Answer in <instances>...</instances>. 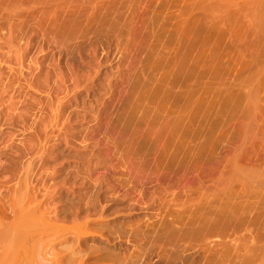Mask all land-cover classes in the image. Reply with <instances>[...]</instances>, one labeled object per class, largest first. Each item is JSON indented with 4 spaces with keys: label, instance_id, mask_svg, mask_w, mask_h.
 <instances>
[{
    "label": "bare ground",
    "instance_id": "6f19581e",
    "mask_svg": "<svg viewBox=\"0 0 264 264\" xmlns=\"http://www.w3.org/2000/svg\"><path fill=\"white\" fill-rule=\"evenodd\" d=\"M9 1L10 0H0V42L8 44L5 47L3 46L4 44H1L2 46L0 45V84L3 85L0 88V124L3 123V126L17 122V124L22 125V128L24 125L25 130H30V132L32 131L35 136L32 135L29 138L33 141H30L31 143L25 145L24 143H22V145L24 146L23 150L27 155L32 154L31 156H39L36 159L41 158V161L46 156H52V159L56 160L59 159L60 156H64L68 152L70 153V148H72L71 146L75 142L73 140L74 136L70 130H72L74 127L80 128V131L78 132L83 133L79 143L80 145L78 146L81 149V152H83L82 150L91 151V157L88 158L91 160H89L90 162H87L86 160V162L89 164L86 165L88 167H86V170L84 172L82 171L81 173L79 172L78 168L76 169L74 167L76 170L72 168L71 169L75 171L69 170L67 168L68 171L64 173L66 180L73 179L74 185L79 181V184L81 183L80 187L84 185L85 189H88L90 186H92V189L90 187L88 195H84L85 198H83V202L75 204L74 207L70 208L71 210L69 209V212L67 211L68 209L63 212L57 206L53 208V210L50 208L52 202L57 200V198L63 197V190L55 191L57 189L59 190V188H56L57 186L52 187L47 183V180H45L46 182L43 180L44 183L41 186L39 185V188L30 186L31 179L35 175V169H37L35 166V169L33 168V161L35 159L34 156L32 157L33 159L31 158L33 164L29 162L30 164L27 165V169H25L23 175L21 176L25 179L26 183L23 194H21L17 199L15 198L13 200V204L10 205L9 208H6L5 206L1 207L0 223H6L10 219H14L16 221L18 220V223H21L22 220V223H28L30 221H36V218L40 217L38 220L39 223L45 222L46 225L44 227L46 228V230L42 229L43 231H47V227L49 228L51 227V225L53 226L54 221H58L59 218L63 215L66 218L84 217L82 224H80L79 226V231L72 239V241H70L69 239H65L60 243L61 247L64 244L70 245L69 252L67 254L59 256L60 253L58 247L51 246L45 251L43 250V252L41 250L39 251V253H31L32 256L29 255L30 257H28L26 254V264H90L91 260L93 259H95V261H97L98 263L100 262V264L101 262L104 264H264V215H260V212L263 213L264 211L263 209L261 211V206L262 208L264 206V192H262L264 191V182L260 181L259 185L252 188L251 186L253 184L250 186V183H258L256 182L259 181L258 179L251 180L249 182V176L245 178L241 177L244 179L248 178L246 180L238 178V180H241V183H239L240 181L238 183L243 186V188L240 189L241 192L244 187L245 189L252 188L254 190L256 189V191L260 190L259 192L257 191L258 196L254 198L255 196L252 194H255L256 191L254 193H250V195L252 196L249 195L248 197V192L251 189H249V191L246 193L244 189V195L247 194V198L246 196H243V192L241 193L240 190H238V192L241 193L242 196L241 194L239 195V193H235L236 191H234V180L230 177H226L223 180L219 179V177L216 180V178L214 177V179H211L210 181H208V179L206 181V177L204 179L203 176H200L202 172L200 171V175L198 173V166H200V161L198 160L200 159V156L198 152H196L195 155L198 157V159L197 157H195L196 160L193 159L194 154L192 155V159L195 162H192L191 159V165H198L196 167L198 168V171L196 170V168H194L195 171L193 172L194 174H196L192 175V177L190 176L191 174H189L190 177L187 176L188 169L190 168H186L188 167L186 159L187 155L183 147V139L185 138L186 131L184 123L185 118L183 117L184 109L182 108L183 106L180 105L182 103L181 99L182 97H184L182 91L180 92L178 90L181 94L176 96L174 100L175 105L173 104V107H169V104H167L168 100L167 98H165L163 103L158 104V109L154 112V108L150 107L149 105L148 107L147 104L145 105L143 96L139 95V98L133 103V108L129 115H119L117 118H115L113 115H111V113L108 114V111L107 113H105L104 110H106V105L111 104V102H108L110 101L109 97H113L114 93L117 90L119 91L117 94L120 97V102H122L123 100H126L128 102L129 90L132 91L134 89L135 91L138 88L145 89L148 86H154L153 93H160L162 91H167V82H169L170 80L168 79L167 81L164 75V77L160 76L162 77L160 79L153 80V78H151L154 76L156 77L155 71L160 70L155 69L158 68L159 64H161L156 59L158 62L153 61L154 69L151 67L152 70H155L151 73L152 75L154 74V76L148 75V80H144L143 84L135 83L134 85H130L131 79L140 69V61L138 62V59L136 57V59L134 58L135 61L133 60V62L136 63L137 60V62L139 63V65H137L138 71L137 66H131L129 67L130 69L128 68V83H126L125 81L128 79L122 77L125 74H120L124 70V68L121 69V67H125L123 66V63L122 65L119 63L120 66H118V68L116 69L118 73L122 75L121 79H125L124 83H126L127 85L122 84L123 82L121 83V81H119L120 78L117 80L116 78H113L114 75L112 73L110 76L108 75V73L111 71L110 68H112L110 66L113 64L116 58L115 53L113 54L112 52V44L114 43V41L115 43L117 41L116 45H118V43L121 41H119V37L122 35L124 36L123 33L125 32L124 30H122L124 31L123 33L119 32L123 27L121 22L124 19L122 14V10L124 7H122V4L118 0H115L114 2H110L107 5L101 3L102 5L100 4V6H98L95 2L94 4L99 7L97 9L93 4L95 0H75L73 2L76 4H73L75 7H70L69 9H73L67 10L69 11L70 16L73 17V15H77L75 16V19L78 20H69L70 23H67V20L70 17L69 16L67 18L69 14L65 15V13L61 12L66 17L64 16V18H61L62 14L58 16L56 15V23L58 24V22L61 21V24L59 23L60 25H52L54 31L57 32L51 33L47 30L46 27L44 28L42 26L43 29L41 30L43 33L40 32L42 36H38L40 37L41 41L39 39L40 42H35V37L30 34L28 35V33L26 32L27 20L32 21L30 20V18L33 20L37 19V22L39 21L40 23L45 24L47 16L45 7L59 6H57L55 3L54 5L53 2H50L47 5L45 4L44 8H41V11L43 9V13H40L39 10V12H29L27 16H25L26 14L24 13V15L22 11H13L12 7H10L9 5ZM18 1L16 0L14 2ZM79 1H81L82 3L88 2V4L92 2V5L95 6H91V10L93 11H91L92 15H89L88 12L86 15L82 14L88 9V6H86L88 4H85L87 8L86 9L80 5L81 3H79ZM98 2L101 1L97 0V3ZM82 5H84V3ZM80 20H85L86 22H80ZM141 20L142 18L137 21L140 22ZM78 22H80L79 24H82L83 22L87 24H84L85 26L82 24L83 27H80L78 25ZM136 22L134 23V21H132L130 24L133 25L134 23L136 25ZM142 22H140L139 24H141ZM124 23L127 22L124 21ZM28 25H30V23ZM105 25L108 26L109 29L113 28V30H115L114 28L116 27V30L118 31L111 33L112 35L114 33H121L122 35L119 36L117 34L118 37H109L108 35L104 36L105 40H107V44H105L106 42L103 44L104 41L101 42L99 38L93 39V37L96 38L98 35H101V32H103L102 28ZM124 26L127 32H125V35H127L126 37L128 38L131 31H133L128 27L132 28L133 26ZM76 27L79 28V30L76 29ZM29 28L28 31L31 30V28L30 30ZM80 29L82 30L80 31ZM33 33H35V31ZM183 34L184 32L182 33V35ZM78 37L80 41L76 43V39ZM138 38L140 39V37ZM143 38L141 37V39ZM180 38H182V36ZM46 42L49 45L48 50L51 48L53 49L54 46L52 45L58 46V48L54 47L56 51L54 53H51L52 56L50 57L45 50V44H47ZM141 44L143 45L142 42ZM117 48H119V50L121 49V47H116V50ZM119 52L117 50V53ZM183 60L181 63L178 62V72L177 70L175 71L176 76L174 75L175 78L173 77L174 82L176 81V78L178 80V77L182 76V71L184 70L182 69V66L184 67ZM133 62H131V65L133 64ZM154 62L156 64L159 63L158 66H156ZM197 62L198 61H196V63ZM81 65H87L90 67L92 66V68L85 69L84 67H81ZM107 67H110L109 71H106ZM6 68H8L11 73H13L11 75H13L12 79L15 78L14 80L11 79L12 76L9 74L8 75L10 77H4V73L2 72V70H6ZM165 70L167 69L165 68ZM142 72L143 74H146L144 69H142ZM162 72L166 73L164 72V70ZM12 81H16L19 86L24 84L31 91L33 90L36 93L45 95V99L43 98L40 104L39 101L36 103L38 105H41V107L38 108L39 113L37 115L30 116V125L26 123L29 126H26L25 124V121H27L29 117L26 116L27 113H25L26 117H24L21 114L19 115V113L13 108L15 97H17L16 94L19 91L17 89H14V91H12L14 93L11 95L8 88L9 84H11ZM184 81L183 83L185 84ZM18 85L15 84V86L19 89L20 87ZM124 85L126 87H124ZM121 87L123 88L121 89ZM101 90H103L105 93L103 94L101 92V94ZM18 94L20 95L21 93L19 92ZM25 101L30 100L25 99ZM95 104H99V106L101 104V107L97 109L95 108ZM114 108H116V106ZM169 109L172 111H170ZM173 109H175V111ZM102 110L104 113L102 112ZM16 112L18 113L16 114L17 116L15 115ZM14 115L18 118H15ZM111 116H113L114 118H112ZM102 122V129H104V132L102 130L100 131H102L104 135L108 136L105 139L106 143H108L107 140L109 138L111 139V136L113 137L112 140L118 138L119 140H123L126 137L123 143L129 140L130 145V140H133V137L129 136L130 138H128L127 135H129L130 132H134V136L138 137V135L141 134V137L139 138H143L147 142L149 141V146L150 143L152 145V150L150 149V147H146L147 150H150L147 152V154H141V151L145 150L143 149V147L145 148L146 146H142V143L141 151L140 148H138L139 151H137V148H131L133 144L130 146L128 145L129 149H124L125 147L122 149V146L124 145L123 143L122 146L119 145L121 144V142L118 143V147L116 148L117 150L120 148L122 149V151L124 150V154L123 157L121 156V159L123 160L124 158L127 167L129 184H131L132 187L135 188V192H137V196L132 197L133 194H131L129 190H126V192L123 191V193L125 194H122V197L125 196L126 198H129L130 201H127V208H121L123 206V201L113 200L120 199L118 197L120 195L117 196V192L115 193V190L114 195H116L117 197L111 198L107 195V189L110 190L115 187V185L113 186L109 176L113 171V166V169H115L116 165L112 164V167H109L106 165L107 163L103 164L101 163V161L106 160L107 162L108 158L111 157V162L115 163V160H113L112 157H114V159L116 158L112 155L113 152L108 151L109 153H106L105 155L96 152V149H99L100 146L104 147L108 144L111 145V143L103 145V138L105 137H101L102 139H100L96 136V134H103L100 131V133H96V131L99 130L98 128H100ZM139 124H145V130H143L144 127L142 128ZM27 127L28 129H26ZM139 127H141L142 130H140L141 128ZM134 128H136L137 131L140 130L141 133L139 134L137 131H134ZM136 133L138 134L136 135ZM194 135L195 138L193 140L199 139L198 132L197 134H193V137ZM32 137L35 139H32ZM137 139L136 137H134L135 142L139 141ZM262 139H264V137ZM172 141H176L177 143H175L177 145L175 144V151L169 157V143L174 144ZM7 142L9 143L10 140ZM135 142L132 141V143ZM5 145L6 146L3 147L2 150H0V157H2L1 155H3L4 153L7 154V151L10 149L9 144ZM63 145L65 147H63ZM75 146L76 144L74 143V147ZM115 146L116 142L113 148H115ZM197 149L198 145H196L195 147L196 151ZM257 152L256 154H254L255 152L252 154L256 155V159L259 158L258 160H263V155L261 158V155L257 154ZM61 158L64 159L66 158V156L64 158ZM68 158L71 157L68 156ZM78 158L79 156H77V159ZM253 158L255 157L251 158V162L254 161L252 160ZM197 160L199 161V163ZM111 162L109 160L108 163L111 164ZM10 168L11 164L7 166V164L5 165V163H0V175ZM242 182L245 184V186L244 184H242ZM66 184L67 181H64L61 185H63L62 187H66ZM86 184H89L90 186L87 187ZM149 185L153 186L149 188ZM50 190L53 191L52 193L55 192L53 196L49 197L47 194H45L44 198H38L39 193ZM146 193H151V195L149 196V194ZM145 194L146 196H148L147 199L145 197ZM196 195H199V197L196 198ZM249 198L251 200L257 199V201L260 202H254V200L252 201V204L249 202L250 204L247 203L246 205V200ZM5 199L6 195L4 194V192H0V203ZM240 199L246 200H243V202L241 201L242 203H239ZM250 199L248 201H250ZM236 200L238 201V203ZM254 209L258 210L257 212H259V215H257L258 213L254 215V213L256 212H254ZM9 210L11 211L10 214L12 216H9L11 218L8 217ZM156 210L160 211H157L160 214H154V211ZM108 212H110V214H114L112 220L111 217H108L107 219L105 218L106 216L104 217V215ZM126 212L128 213V215L126 214ZM139 212L143 214L145 218L148 217L150 220L152 218H156V220L158 221L153 224L151 223V225L147 224L148 226L146 225L145 228H141L140 225L137 226L135 224L128 226L119 225V222L122 218L133 219L136 216L140 215ZM163 213H166V216H163ZM17 218H19L20 220ZM109 218L110 220H108ZM41 219L43 221H40ZM9 222L11 225V221ZM7 223L5 225L3 224L5 228ZM90 225H94L96 227L99 226V231L95 233L86 231V227H89ZM1 230L4 231V228ZM5 232L6 231H4V233ZM1 233L3 232L1 231ZM33 233V236H31V234L28 235L24 233L25 236L24 234L21 235L20 240H22V236H24L23 238H25L26 235H28L29 238L27 237L25 239H30L32 237V239L39 238V233ZM6 234L5 236L1 235V238L3 240L8 239L6 238ZM40 234L42 235V233ZM35 235L38 236L36 237ZM96 237H100V244L116 247L114 248L115 251L118 248L123 249L122 251L120 250V252H117L118 254H115V251L110 252V250L106 249L105 246L101 247V245H97L99 242H97ZM2 239H0L1 242Z\"/></svg>",
    "mask_w": 264,
    "mask_h": 264
},
{
    "label": "rangeland",
    "instance_id": "374dc122",
    "mask_svg": "<svg viewBox=\"0 0 264 264\" xmlns=\"http://www.w3.org/2000/svg\"><path fill=\"white\" fill-rule=\"evenodd\" d=\"M14 1H11V0L9 1L10 3L9 5L10 7H12V10L15 12L22 11L23 14L24 13L26 14V15L24 14L25 16H27L29 12H39V10H40V13L41 12L43 13V9L41 11V8H44L45 4L47 5L50 2H53V4L55 3L57 6H59V7H45L47 11L46 13L47 16L45 15L46 21H48L46 22L44 18L45 24L40 23L39 21L38 23L37 19L33 20L30 18V20L32 21L27 20V31L26 32L28 33V35L30 34L35 37V42L39 41L40 37L38 36L40 35L42 36L41 33L43 32L41 29H43V27L44 28L46 27L47 30L51 33H56L57 31H54V28H52V25L57 24L56 15L58 16L62 13H65V15L69 14L67 16L68 18L70 16V13L68 10H72L75 7L73 5L75 4L73 3L75 0H35V1L34 0L33 1L32 0H28V1L27 0L26 1L17 0L18 2H14ZM100 1L101 2H98L99 3L98 4L97 0H95L93 4L96 2L98 6H100L101 3L107 5L108 3L114 2L115 0H100ZM118 1L122 4V7H124L122 10L124 19L121 22L124 29L122 27L121 31L119 32L121 33H123L124 31L126 32L124 25L126 26L130 25L131 27L133 26L132 28L128 27L129 29H132L133 31H131L130 33L131 37L129 36L128 38L126 37L127 35H125V32L123 33L124 36L121 33L120 34L117 33L119 36L122 35L120 36L121 38L119 37V41L121 40L120 41L121 43L119 42L120 45L118 43L119 46L116 45L117 41L116 43L114 41V43L112 44L113 45L112 52L113 54L115 53L116 58L113 64L110 66L112 68L109 67L111 71L109 73L107 72L108 75L110 76L112 73L114 75L113 78H116V80L119 78L121 79L122 77L125 79L126 78L128 79L127 72L130 69L129 67L139 65L138 62L140 61V65H139L140 69L138 71V66H137L138 72H136V74L131 79L130 85L132 84L134 85L135 83L143 84L144 80L146 79L148 80L147 78L148 75L151 76L152 71H155L151 69V67L154 69L153 61L156 62L158 60L162 65L158 63L159 64L158 66V64L154 62L156 66H158V68H155V69H158V70L160 69V70L155 71L156 77L153 74L152 76L154 77H151V78L155 80V79H160L165 76L167 81L168 79H170L169 80L170 83L167 82L169 90L167 89V91H162L160 93H153L154 86H148L145 89L138 88L135 91L134 89L132 91L129 90L128 102L126 100L125 101L123 100L122 102H120V97L117 94L119 91L117 90L114 93L113 97L111 96L109 97L110 101L108 102L109 103L111 102V104L106 105L107 107V108L105 107L106 110H104L103 108L105 113H107L108 111L109 112L108 114L111 113V115H113L115 118H117L119 115L121 116L129 115V113L132 111L133 103L139 98V95L143 96L145 105L147 104V106L149 105L150 107L154 108V112L158 109L157 108L158 104L163 103L165 98H167L168 100L167 104H169V107L170 106L173 107V104L175 105L174 100L176 96L181 94L179 93V91L180 92L182 91V93L184 94L183 95L184 97H182L181 99L182 103L180 105H182L183 106L182 108L184 109L183 117L185 118L184 123H185V131H186L185 138L183 139L184 140L183 147L187 155L186 159H187L188 167L186 168L191 169V170L188 169L187 176L191 174L190 176L192 177V175L196 174V173L194 174L193 171H195L194 168H196L198 165L197 166L193 165L194 166L193 167L191 165V159L193 157L192 155L194 154L193 159L196 160L195 157L197 156L195 155H196V152H198L200 156V159H198L197 157V159L200 161L199 163V161L197 160L198 163L200 164V166H198L199 168L198 173L200 175L202 172L200 176H203L204 179L206 177L207 178L206 181L208 179H209L208 181H210L211 179H214V177L216 178V180L218 179V177L219 179H222V180L225 179L226 177H230L234 180V188H235L234 191H236L235 193L237 194L239 193L238 190L243 188V186L239 184L241 183V180L240 179L238 180V178H241V177L245 178L249 176V179H250L249 182L251 180L258 179L259 181H256L258 183H250V186L253 184L251 186L252 188L259 185L260 181L264 182V139H262L264 137V0H118ZM79 3H81L80 5L84 8L88 6V9L86 8L87 10L90 9L89 10L90 12L86 10L85 12L82 13L83 15H86L87 12L89 15L91 14V11H92L91 6L95 5L96 6V7L94 6L95 8L97 9L99 8L96 4L92 5V2L91 3L89 2L91 5L88 4V2L87 3L83 2L84 5H82L83 3L81 1H79ZM85 4H88V5L85 6ZM70 7H73V8L69 9ZM64 10L68 12H65ZM65 15L62 14L61 18H64ZM75 16L77 15H73V17L70 16L69 19L67 20L68 21L67 23H70V21H73L75 19ZM134 16H135L136 21L137 20L139 21V19L142 18L140 22L142 21L143 22L139 24L140 22L138 21L136 22L134 19ZM75 20H78V19H75ZM81 21L86 22L85 20H80V22ZM124 21L127 23L129 21L130 22L127 24V23H124ZM132 21H134V23L136 22L137 24L135 25L133 23V25H131L130 23ZM28 22L30 23V25H28L29 24ZM60 22H58L57 25H60L61 24ZM80 22H78V25L80 27H83L85 23L83 22L82 23L83 25H82V24H79ZM179 22H182V23H179ZM49 23L51 26L49 25ZM29 27L31 28V30ZM28 28L30 31H28ZM76 29L79 30V28L77 27ZM114 29L115 30H113V28L109 29L108 26L105 25L102 28L104 33L101 32V35H98L96 38H94L93 36L92 37L93 39L99 38L101 42L104 41L103 44L105 42H106L105 44H107V40H105L104 36L106 35H108L109 37L117 36V34L115 33L113 35L111 34L113 32L118 31L116 30V27ZM33 30L35 31V33H33L34 32ZM81 30L82 29H80V31ZM180 31L182 33L184 32V34L182 35ZM179 32L181 33V35ZM76 33H79V32H76ZM179 35L180 37L182 36V38H180ZM138 37H140V39ZM141 37L143 39H141ZM78 41H80L79 37L76 39V43ZM141 42L143 43V45L141 44ZM1 44H4L3 45L4 47L8 45L7 43H3V42H0V45ZM74 44H75V40H74ZM45 45H46L45 50L47 51V54H49L48 55L49 57L52 56L51 53H54L56 51L54 47L58 48V46L52 45L54 46L53 49L51 48L48 50L49 48L48 43ZM115 46L121 47L120 50L119 48H117L118 52L120 51L119 53H117ZM178 47L181 49H179ZM180 52H182L183 54ZM135 57L138 59V62L136 60V63L138 64L133 62V60L135 61L136 59ZM182 60L184 61L183 62L184 67L182 66V69H184L185 71L183 70L182 76L178 77V80L176 78V81L174 82V78H175L174 75H175V71L178 69L177 67L178 62L181 63ZM196 61L198 62L196 63ZM131 62H133L134 65L133 64L131 65ZM119 63L121 65L123 63V66L126 67V68L121 67V69L124 68V70H126V71L123 70L122 73H120L122 75L125 74L123 76L120 75L118 71L116 70L118 66H120ZM168 65H171V66H168ZM81 67H84L85 69L92 68V66L90 67L87 65L86 66L81 65ZM109 68L107 67L106 71H109ZM165 68L167 70H165ZM7 69L8 68H6V70ZM142 69L145 70L146 74H143ZM162 69L166 73H163ZM6 70L5 69L2 70V72L4 73L3 74L4 77H10L9 75L13 73H11L9 69H8L9 71L8 70L6 71ZM117 73L119 76L117 75ZM11 76H12L11 77L12 79L13 75ZM115 76H118V77H115ZM120 79L119 81H121V83L123 82L122 84L127 85L126 83H128L129 79L128 80H125V79L120 80ZM124 80L126 81V83H124L125 82ZM182 80L183 81L185 80L184 81L185 84L183 83ZM12 82L11 84H9V88H8L11 95L14 93L12 92L14 91V89H17L22 94V95L20 94L21 96L18 94L19 92L16 94L17 97H15L13 108L19 113V115L21 114L24 117L29 116L28 120L26 119L27 121H25V124L27 123L30 125L31 123V122L29 123V121H31L29 120L30 116L37 115L39 113L38 108L41 107V105H38L36 103L39 101V104H40V102L45 97V95L36 93L33 90L31 91L24 84L19 86L16 81H14L13 83ZM15 84L18 85L20 88L18 89L15 86ZM125 85L124 87H126ZM2 86L3 85L0 84V88ZM122 88L123 87H121V89ZM101 92L103 94L105 93L103 90H101L100 93ZM25 99L30 100V101H25ZM96 105L97 104H95V108L97 109L101 107V104L100 106L98 104L97 107ZM114 105L116 106V108H114L115 107ZM173 110L175 111V109ZM17 112L15 113V115L18 114ZM143 112H144V109H143ZM25 113H27L26 116H25ZM15 115L14 117L18 118L16 117L17 115L16 116ZM113 116L111 117L114 118ZM2 124L3 123L0 124V139H1L0 140V150H2V148L6 146L5 144H9V148L11 150L9 149L8 150L9 152L7 151V154L4 153L3 155H1L2 157H0V163H5V165L7 164V166L11 164V168L6 170L3 174L0 175V192L1 193L4 192V194L6 195V199L0 203V209L2 206L9 208L10 205L13 204V200L15 198L17 199L18 197H20L21 194H23L26 183H25V179L21 176L23 175V172L25 171V169H27L28 167L27 165L32 163L31 158L33 156L35 158L33 161L34 164L32 163L33 168L35 169L36 167L37 169H35V175L31 179L30 186L39 188L44 183V181L47 180L48 181L47 183L50 184L52 187L57 186L56 188H59V190L57 189L55 191H60V190L64 191L63 197L57 198V200L52 202V204L50 205V208L52 210L53 208L57 206L63 212L66 211L67 209H68L67 211L69 212L71 210L70 208L74 207L75 204L83 202L84 200L83 198H85L84 195L85 196L86 194L88 195V192L90 191V187L92 189V186H90L89 184H86L87 187L89 186L90 187L88 189H85L84 185L80 187L81 183L79 184V181L76 182L77 184L75 183L76 185L75 186L73 179L66 180V177L64 174L68 171L67 168L69 170L78 168L79 172L81 173L82 171L84 172L86 170V167H88L86 165L89 164L87 162H90L89 160H91V159H88L91 157V154H90L91 151L82 150L83 152H81V149L78 147L80 145L79 143L83 135L82 132H78L80 131V128L73 126L74 128L73 129L71 128L72 130H70L74 136L73 140L75 141L74 143L76 144V146L74 147V143H73V145L71 146L72 148H70L71 150L70 153L68 152L69 154L65 153L66 155L64 156L62 155L59 157V159H56V160L52 159V156L51 157L46 156L41 161V158L36 159L39 156L38 157L35 155L31 156L32 154L27 155L26 153H24V150H23L24 146L22 145V143H24L25 145L33 141V140H30L29 138L32 135H34L32 131L30 132V130H25L24 125H23L24 129H23L22 125L17 124V122L12 123V124L10 123V125L7 124L3 126ZM27 124L26 126H29ZM70 124H73V123H70ZM102 125H103V122L101 123L100 128H98L99 130H97L96 133H98L100 130L102 131L104 130L102 129ZM144 126L145 124L141 125L142 128ZM145 127L143 128V130H145ZM142 128L140 130H142ZM26 129H28V127ZM133 130L137 131L136 128H134ZM139 131L137 132L140 134L141 131L140 132ZM195 131L198 132L199 139L193 140L195 138V135L193 137V134L195 133L197 134V132ZM131 133L132 132H130V134ZM138 133H136V135ZM130 134L127 135V137L128 138H130L129 136L133 137V140H130L131 141L130 145L133 144L131 148L133 147H134L133 149L137 148V151H139L138 148H140V151H141V147L146 145L145 148L143 147V149L145 150L142 149L143 151H141L142 152L141 154H147V152L150 151L149 149L147 150L146 147H150V149L152 150V147H151L152 145L150 143V146H149V141L147 142L145 139L139 138L141 137L140 136L141 134L138 135V137L133 135L134 132L131 135ZM102 135H104V133L96 134V136L100 139L105 137L103 138L104 141L102 140L104 142V144L102 142L103 145L108 144V143H111V145L108 144V145H105L104 147L100 146L101 148L99 147V149H96V152L102 153L104 155L106 153L113 152L112 155L115 156L116 158L114 159V157H112L113 160H115V163L111 162V157L108 158L107 162L106 160L101 161V163L103 164L107 163L106 165L109 167H112V164L116 165L115 169H113L114 168L113 166L112 168L113 171L109 176L113 186L115 185V187L110 190L107 189L108 190L107 195L111 198H114L120 195L118 196L120 199H113V200L123 201L122 202L123 206L121 208L123 207L127 208L128 207L127 201H129V198H126L125 196H124L125 198L122 197V194H125L123 193V191L126 192V190H129L130 193L133 194L132 197L137 196V192H135V188L132 187L131 184H129V176L127 175L128 172H127V167H126L124 158L123 160L121 159L124 154V150L122 151V149L124 147H125L124 149H129V146H130L129 140L123 143L126 137L123 140L120 139L121 141L119 140V138L114 139L115 140L114 141L112 140L113 137L111 136V139L109 138L110 140L108 139L109 141L107 140L108 143H106L105 139L108 136L106 135L102 136ZM33 137L32 139H35ZM134 137H136V139L138 138L137 140L139 141L135 142ZM9 140L12 143L10 142L8 143L7 141ZM132 141L135 143H139V144L132 143ZM115 142H116V146L115 148H113ZM120 142L121 144L119 145L122 146V143H123L124 146H122V149L119 146L120 149L117 150L116 148L118 147V143ZM172 142L174 144L169 143V153H170L169 157L174 153L175 151L174 147H175V144L177 143L176 141H175L176 143L174 141ZM141 143H142V146H141ZM196 145H198L197 151L195 150ZM108 146H109V149H108ZM63 147L65 146L63 145ZM256 152L257 154L261 155V156L259 155L261 158L263 155V160L261 159L258 160L259 158L256 159V155H254L256 154ZM65 156L66 158H64ZM68 156H70L71 158H68ZM77 156H79L78 159H77ZM61 157H63L64 159H62ZM252 157H255V158H253L252 160L254 161L251 162L250 160ZM193 159H192V162H195L193 161ZM109 160L111 164L108 163ZM198 168H196V170ZM75 170H72V171H75ZM244 175H247V176H244ZM244 178H241V179H244ZM64 181H67L66 187H62L63 185H61L63 184ZM242 184L244 183L242 182ZM152 186L153 185H149V188ZM252 188H249L251 189L249 191L248 188L245 189L244 187L245 193L249 191L248 197L250 193H254L256 191V189L254 190ZM114 190H115V193L117 192V196L114 195ZM243 190H242L243 196L247 197V194L244 195ZM257 191L255 192V194H252L255 196L254 198L258 196V192L260 190L258 192ZM52 192H53L52 190L43 191L38 194L39 195L38 198L39 199L44 198L45 194L51 197L55 193V192L54 193ZM241 193H239V195ZM146 194H149V196L151 195V193H146ZM146 194H145V197L147 199L148 196H146ZM195 197L198 198L199 195H196ZM249 199L247 200L240 199L239 203L241 201L243 202V200L244 201L246 200V205H247V203L252 204V201L254 200H255L254 202L257 201V199H254V200L250 199V201H248ZM257 202H260V201H257ZM262 209L264 210V206L263 208L261 206V211ZM157 211L158 210L154 211V214L160 212V211L158 212ZM257 211L258 210L254 209L255 213L254 212L252 213H254V215L258 213L257 215H259V212ZM10 213L11 211L9 210L8 217L12 216ZM263 213L260 212V215L261 214L264 215ZM126 214L128 215L127 212ZM139 214H140L139 216H136L133 219H126V218L123 219L122 218L123 220L121 219V221L119 222V225L128 226V225L135 224L137 226L140 225L141 228H145L147 224L151 225V223L153 224L156 221H158L156 220V218H152L151 220L148 217L145 218L143 214H141L140 212ZM113 215H114L113 213L110 214V212H108L107 214L104 215V217L106 216L105 217L106 219L108 217H111V220H112L114 217ZM163 216H166V213H163ZM39 218H36V221L34 220L28 223L26 221H24L26 223H22L23 220L21 221V223H18L19 222L18 220L16 221L13 219L15 221L14 222L13 220L10 219L9 221H11V225L9 221H7L8 223L5 221L7 223L6 228L5 226H3V224L5 225L6 223H3V224L0 223V239H2L1 235L5 236L6 233L8 234V235L6 234V238H8L7 240L4 239L5 240L4 241L2 239V242L0 241V264H26L27 256L30 257L29 255L32 256V254L39 253V251L41 250L43 252V250L45 251L47 248H50L51 246L58 247V250L60 253L59 256L67 254L69 252L70 245L64 244L61 247L60 243L63 242L65 239H69L70 241H72V239L78 233L79 226L80 224H82L84 217L83 218L82 217L66 218L63 215L59 218L58 221H54L53 226L51 225V227L49 228L47 227V231L42 230V229L46 230V228H44L46 225H45V222H40L41 223L40 224L38 221ZM168 219H171V218H168ZM108 220H110V218ZM12 221H13V224H12ZM40 221H43V220L41 219ZM98 227L99 226L96 227L94 225H90L89 227H86L85 230L91 233H95L99 231L100 228ZM3 228H4V231H6L5 233L3 230H1ZM1 231L3 233H1ZM33 232H35L36 234L39 233L38 234L39 236L37 235L39 238L34 237L35 239H32L33 238L32 237L30 239H25L30 234L31 236H33L34 234ZM24 233L28 234L26 235L25 238H23L25 236ZM40 233H42V235ZM23 234L24 236H22V240H20L21 239L20 236ZM96 239H97V242H99L97 244L98 246L100 245L101 247L105 246L106 249L110 250V252L115 251L114 248L116 247L109 246V245L106 246L105 244H100V237L99 238L96 237ZM32 240H35V241H32ZM122 249L123 248H120V249L118 248L115 251V254H118L117 252H120V250L122 251ZM26 254L27 256L25 259ZM94 261L95 259L91 260L90 264H96V263L100 264V262L98 263L97 261H95L96 262L95 263ZM101 264H104V263L101 262Z\"/></svg>",
    "mask_w": 264,
    "mask_h": 264
}]
</instances>
